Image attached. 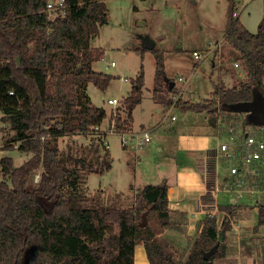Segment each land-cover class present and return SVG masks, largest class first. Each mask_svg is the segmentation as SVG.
I'll list each match as a JSON object with an SVG mask.
<instances>
[{"label": "trees", "instance_id": "16d2710c", "mask_svg": "<svg viewBox=\"0 0 264 264\" xmlns=\"http://www.w3.org/2000/svg\"><path fill=\"white\" fill-rule=\"evenodd\" d=\"M47 2L0 0V121L13 131L5 148L31 154L20 165L10 154L0 157V264H135L140 243L150 264H213L226 254L225 233L243 214V205L220 206L227 213L223 222L207 215L201 232L190 236L188 214L170 209L165 182L138 189L128 207L87 196V176L111 168L106 133L100 130L108 114L88 93L90 82L106 90L115 77L93 68L105 51L91 46L109 21V9L105 0H66V14L51 18ZM237 4L228 0L226 40L239 52L246 78L232 87L219 81L206 100H180L186 109L206 111L216 121L222 113H240L227 105L252 100L256 90L264 98V18L256 32L250 31L236 14ZM154 52L153 96L164 100L163 93L177 90L166 79L164 52ZM144 85L141 66L128 95L111 114L115 129L132 128ZM244 123L259 125L247 115ZM77 133L98 136L97 149L105 151L98 156L100 164L60 148V138ZM37 172L40 178L35 181ZM259 224L264 225V203ZM168 228L187 236L185 250L162 236ZM216 244L206 259L205 253Z\"/></svg>", "mask_w": 264, "mask_h": 264}, {"label": "crops", "instance_id": "0c3cea01", "mask_svg": "<svg viewBox=\"0 0 264 264\" xmlns=\"http://www.w3.org/2000/svg\"><path fill=\"white\" fill-rule=\"evenodd\" d=\"M237 15L250 31L256 32L260 21L264 18V0H238ZM227 30L216 41L210 40L214 44H217L216 48L210 50V46L206 45L204 49H194L208 50L205 59L211 58L212 70L210 77L215 73L217 74V80L213 81L214 88L211 89L208 96L202 97L199 101L210 98L219 81H222L228 87H232L238 85L246 78V71L242 61L239 59V52L226 40ZM152 42L155 43L156 47L157 43L155 41ZM91 46L99 48L92 45V40ZM223 54H227L226 56L228 57L230 56L228 60L234 64V67H231L229 70L218 68L217 60ZM95 62H93V68L97 70L94 65ZM172 77L170 73L166 72V79L168 78L167 80L170 81L171 88L173 86L177 88L183 84H178V81L174 77V79H170ZM171 82H174L173 86H171ZM91 83L88 84V93L92 99L89 91ZM188 87H191V85L188 84ZM188 93V91H184L183 93L185 100L198 102L189 98ZM168 94L172 96V93L169 92ZM168 94L163 93L166 99L156 100L154 99L152 89V104L144 108L142 99L134 108L132 128L125 132L148 130L152 134V140L141 148H134L137 149L135 150V175L133 181H130L133 184L131 183L128 189L115 185L111 189V195H114V197L108 199H105V197H108L104 191L105 189L101 188L103 190L100 196L101 199L107 203L116 201L118 205L128 207L133 205L138 189L150 183L165 182L168 184L170 209L183 211L188 214L187 234L190 236L201 232L203 221L207 215H216L221 224L227 213L221 210L220 206L243 205L246 208L243 210V214L232 220L231 228L225 233L226 254L214 259L213 264H264V225L259 224L260 205L256 204L255 197L248 191L238 196L234 182L235 176L230 172V162L219 150L220 144L228 141V133L224 135L219 134L217 122L220 119L213 121L206 111L199 112L186 109L180 101L169 100L170 96ZM126 96L121 98L110 97L107 99V102L109 103V99L114 98L122 100ZM92 101L94 100L92 99ZM109 104L114 105L110 110L112 112L117 104ZM176 107L180 108L186 116L182 121H178V116L175 115H171L169 119V112ZM104 108L111 119V113L107 107ZM245 114L247 115V113ZM103 122L100 125V130L106 133L107 129ZM236 127L238 126L236 125ZM111 128V130L118 132L120 135L121 132H124L123 130L115 129L114 126ZM239 129L256 131L257 126L242 122V125L239 124ZM237 139L239 141L241 136H238ZM130 149L133 148L130 147ZM212 158L213 163L211 162ZM127 162L128 164L131 163L128 160ZM211 163L213 164V168L212 174L209 175L208 168ZM138 172L140 174L139 180L137 179ZM89 175L87 176L86 184ZM209 180L211 181L210 183L208 182ZM162 236L176 243L183 250L188 247L187 236L176 229L168 228L164 230ZM137 250L139 253L136 252ZM141 253L145 257V261L143 262L137 259ZM134 256L135 264H150L143 243L136 246Z\"/></svg>", "mask_w": 264, "mask_h": 264}, {"label": "rangeland", "instance_id": "374dc122", "mask_svg": "<svg viewBox=\"0 0 264 264\" xmlns=\"http://www.w3.org/2000/svg\"><path fill=\"white\" fill-rule=\"evenodd\" d=\"M105 1L109 9V21L100 27L99 34L92 39V45L102 48L105 52L102 58L94 61V65L97 70L111 73L115 77L106 90H101L91 83L89 91L96 105H103L110 112L114 105L109 104L107 99L126 96L131 89L132 79L136 77L141 66L145 71L143 106L147 108L152 104L156 55L154 49L146 47L147 39L155 41L157 43L155 49L164 52L166 72L176 78L178 84L182 83L179 79L180 76L188 77L186 85L182 84L176 88L177 92L172 93L173 99L179 97L177 101L185 100L181 93L182 90L188 91V97L193 101H199L202 97L210 94L211 89L214 88L213 81L217 80L216 73L210 77L211 58H204L205 60H201L198 65L193 50L204 49L206 45H209L210 40L216 41L228 29V0ZM226 55L223 54L216 63L218 68L229 70L234 67V64L228 60L230 56ZM113 61L114 65H112ZM125 77L127 81L124 79ZM173 77L170 79H174ZM188 84L191 87H188ZM168 95L170 96V94ZM122 101L123 99L119 100V103L110 112L111 114H116ZM2 114L0 110V117ZM121 115L126 116L122 111ZM171 115L178 116V121H182L186 117L178 107L169 112V119ZM222 115L217 122L220 135L229 132L230 124H235L238 127L239 124L242 125L246 116L243 112L238 114L222 113ZM110 122V117L107 116L103 123L107 129L106 138L109 148H106L110 149L112 168L103 173L89 175L88 185L83 184L88 197L101 196L103 192L101 188H103L108 195L105 199L112 198L114 195H111V189L115 185L128 189L129 185L133 184L130 181H133L135 175V150L137 149L131 146L124 147L121 143V135L111 130L113 125ZM12 134L10 125L0 121V157L10 154L14 157L15 164L20 165L31 154L17 149L10 151L5 148V145L9 144ZM98 144V136H87L82 133L64 136L59 140L62 150L71 151L78 156L93 158L96 164L101 161H98V156L105 152L100 148L97 149ZM137 153L139 154V152ZM127 160L131 163L128 164ZM139 175L138 172V180L140 179Z\"/></svg>", "mask_w": 264, "mask_h": 264}, {"label": "built area", "instance_id": "2783aa9c", "mask_svg": "<svg viewBox=\"0 0 264 264\" xmlns=\"http://www.w3.org/2000/svg\"><path fill=\"white\" fill-rule=\"evenodd\" d=\"M66 0H48L47 11L51 18L64 16ZM210 50L216 48L217 44L209 42ZM208 50H194L193 55L197 59L196 64L203 60ZM115 62H112L114 65ZM127 81V78H124ZM183 85L188 82L187 78L179 77ZM184 93V90L181 92ZM179 97L174 99L177 101ZM109 103H119L117 98L109 99ZM114 125V123H112ZM257 130H240L235 124H230L228 141L220 144L219 150L230 162V172L235 176V185L238 196L245 191L251 193L256 204L264 203V125H256ZM241 136L238 141L237 137ZM152 140V134L148 130L135 132H121V143L124 146L141 148ZM4 178V172L0 167V181ZM40 178V173L35 174V181Z\"/></svg>", "mask_w": 264, "mask_h": 264}, {"label": "water", "instance_id": "95a60500", "mask_svg": "<svg viewBox=\"0 0 264 264\" xmlns=\"http://www.w3.org/2000/svg\"><path fill=\"white\" fill-rule=\"evenodd\" d=\"M146 47L153 49L155 47V43L150 40H146ZM173 84L174 82H171V86H173ZM227 108L235 112H245L247 113L248 119L250 121L259 125H264V98L258 90L254 92V97L252 100L232 103L227 105ZM212 120L214 121L215 117H212ZM217 248L218 244L214 245L205 253V258H210Z\"/></svg>", "mask_w": 264, "mask_h": 264}, {"label": "bare ground", "instance_id": "6f19581e", "mask_svg": "<svg viewBox=\"0 0 264 264\" xmlns=\"http://www.w3.org/2000/svg\"><path fill=\"white\" fill-rule=\"evenodd\" d=\"M139 249H140V248H139ZM141 251H142V250H141ZM136 252H138V250H137ZM138 253H139V252H138ZM136 254H137V253H136ZM138 256H139V254H138ZM137 259L140 260V261H142V262L145 261L144 254L141 253V254H140V257H138Z\"/></svg>", "mask_w": 264, "mask_h": 264}]
</instances>
